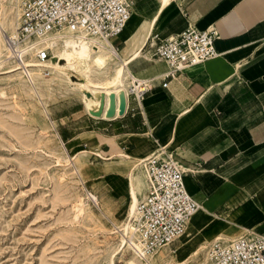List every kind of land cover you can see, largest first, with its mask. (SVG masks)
Segmentation results:
<instances>
[{
    "label": "crops",
    "instance_id": "1",
    "mask_svg": "<svg viewBox=\"0 0 264 264\" xmlns=\"http://www.w3.org/2000/svg\"><path fill=\"white\" fill-rule=\"evenodd\" d=\"M132 10L112 41L122 57L143 56L154 34L167 38L190 25L214 27L219 54L187 68L167 87L157 82L140 107L129 100L114 119L115 135L86 131L94 132L93 154L127 167L123 162L135 166L166 146L188 169L185 186L200 203L189 237L200 235L209 245L219 237L264 234V0H133ZM138 59L130 64L135 71L129 67L139 77L167 69L162 60L141 65ZM65 138L74 148L76 135L65 132ZM129 174L116 172L115 187L130 196Z\"/></svg>",
    "mask_w": 264,
    "mask_h": 264
},
{
    "label": "rangeland",
    "instance_id": "2",
    "mask_svg": "<svg viewBox=\"0 0 264 264\" xmlns=\"http://www.w3.org/2000/svg\"><path fill=\"white\" fill-rule=\"evenodd\" d=\"M22 2L5 0L0 6V24L7 29L0 35V63L5 62L0 65V264H145L127 247L122 250L113 227L126 220L131 203V193L115 187V173L128 175L134 161L123 162L127 167L106 164L93 154L94 132L85 133L115 135V120L85 110L82 93L65 75L83 81L74 71L10 72L17 66L9 59L6 34L16 28ZM138 61L155 64L150 43ZM112 71L110 66L95 73L94 82H104ZM65 132L76 135L74 148ZM85 150L92 153L79 159L85 169L79 177L67 160ZM90 192L98 202L88 199ZM80 198L89 207L76 218ZM185 244L179 239L162 248L151 264H204L208 245L201 236Z\"/></svg>",
    "mask_w": 264,
    "mask_h": 264
},
{
    "label": "built area",
    "instance_id": "3",
    "mask_svg": "<svg viewBox=\"0 0 264 264\" xmlns=\"http://www.w3.org/2000/svg\"><path fill=\"white\" fill-rule=\"evenodd\" d=\"M132 8L133 0H23L15 34H6L7 45L20 65L27 61L45 63L52 55L47 43L57 32L69 28L92 38H115L127 26ZM218 37L214 27L198 29L192 25L167 38L154 34L152 55L164 61L167 69L152 78L131 72L129 100L140 107L157 82L167 87L170 79L187 68L218 56ZM144 161L149 188L139 204V216L132 222L148 251L158 252L180 239L200 203L185 186L188 169L166 146L156 148ZM204 264H264V234L248 233L235 240L212 242L206 248Z\"/></svg>",
    "mask_w": 264,
    "mask_h": 264
},
{
    "label": "bare ground",
    "instance_id": "4",
    "mask_svg": "<svg viewBox=\"0 0 264 264\" xmlns=\"http://www.w3.org/2000/svg\"><path fill=\"white\" fill-rule=\"evenodd\" d=\"M4 1L5 0H0V6ZM15 30L16 28L13 32H9V34L14 35ZM5 32H7V29L4 25L0 24V35L3 36V33ZM112 41L113 38H92L86 34H76L71 29L66 28L63 31L57 32V34L53 35L52 38L49 39L47 46L50 48L52 54L51 58L48 60L49 62L46 61L45 63H39L36 61H27L28 63L20 65L12 58L6 40V45L10 56L9 59L12 58L14 61H11L17 66H13V69L10 72H15L21 69L24 74L26 73L31 76L35 73L37 75L43 74L46 70L50 72L51 75H53L55 70L74 71L75 73L84 77V80L81 81L76 79L69 73H65V75L68 77L72 85H74L82 93L85 110L94 116H101L102 119L114 120L115 118L122 116L127 110L129 102L128 86L130 84L128 81H131L129 66L132 62L138 58H141L142 53L128 58L122 57L119 53V50L114 47ZM2 44L3 42L0 40V56L3 55ZM63 62H65L64 66L62 64ZM3 63L5 62H1L0 65ZM110 66H113L112 75L102 83L94 82V74L105 73ZM89 153L90 152L88 151H82L75 157L67 160L68 167H70L79 177L80 171L85 170L84 165L79 161V159L81 157H85ZM98 157L102 158L100 154ZM121 157L123 159H131V157L127 155H123ZM129 175L131 203L128 208V216L126 220L120 225L113 223V227L115 233H119L121 236L122 250L127 247L140 259V261H143L145 264H151V260L154 258V255L160 253L162 249L158 252H149L145 247V244L135 232L132 222L134 217L139 216V204L145 198L149 188V174L144 159L137 160V165L133 168ZM90 195L91 196L87 195L89 200L96 202L99 201L96 195H93L91 192ZM88 207L89 205L85 199L80 198L74 206L76 218L84 214ZM200 209L201 207H199V209L191 216L188 221L185 233L180 237V240L182 239V241L185 243L190 244V225ZM217 240L230 241L229 239L227 240V238L224 239L222 237L217 238L216 241ZM189 244L185 245L189 247ZM186 246H184L185 250ZM167 248L171 247H165V249ZM203 248L205 249L206 247L202 246L200 249ZM131 264H135V262L132 261ZM167 264L176 263L169 262Z\"/></svg>",
    "mask_w": 264,
    "mask_h": 264
}]
</instances>
